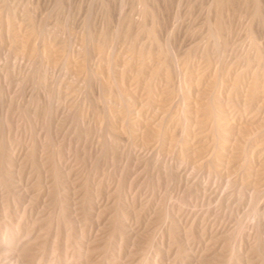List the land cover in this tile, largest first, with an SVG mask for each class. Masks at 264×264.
<instances>
[{"label": "rangeland", "instance_id": "obj_1", "mask_svg": "<svg viewBox=\"0 0 264 264\" xmlns=\"http://www.w3.org/2000/svg\"><path fill=\"white\" fill-rule=\"evenodd\" d=\"M0 202L33 264H264V0H0Z\"/></svg>", "mask_w": 264, "mask_h": 264}, {"label": "bare ground", "instance_id": "obj_2", "mask_svg": "<svg viewBox=\"0 0 264 264\" xmlns=\"http://www.w3.org/2000/svg\"><path fill=\"white\" fill-rule=\"evenodd\" d=\"M217 19V18H216ZM219 20V19H218ZM215 21V20H214ZM209 22V21H208ZM220 24V23H219ZM218 25V24H217ZM214 26H215V23H214ZM214 28V27H213ZM216 28V27H215ZM222 31V30H221ZM225 34V33H224ZM220 41V40H219ZM217 45V44H216ZM214 46V45H213ZM218 53V52H217ZM220 57V56H219ZM215 113V112H214ZM234 136V135H233ZM218 145V144H217ZM45 172V171H44ZM231 189V188H230ZM232 190V189H231ZM70 191V190H69ZM67 198V197H66ZM71 199V198H70ZM72 201V200H71ZM1 203V202H0ZM34 206V205H33ZM128 206V205H127ZM132 210V209H131ZM2 211V210H1ZM133 212V211H132ZM29 216V215H28ZM18 218V217H17ZM30 220V219H29ZM35 220V219H34ZM8 223V222H7ZM126 224V223H125ZM190 225V224H189ZM188 225V226H189ZM174 226V225H173ZM25 227V226H24ZM176 227V226H175ZM220 227V226H219ZM4 228V227H3ZM98 228V227H97ZM146 228V227H145ZM227 228V227H226ZM25 229V228H24ZM26 232V231H25ZM128 232V231H127ZM214 232V231H213ZM16 233V232H15ZM11 235V234H10ZM20 235V234H19ZM42 235V234H41ZM102 235H103V233H102ZM14 236V235H13ZM13 236H12V239H11V236H3L2 238H1V240L5 243V244H7L9 247H7V250H8V252H9V256H7V254H6V256H2L1 254H0V264H33V263H35V262H37L38 263V261H39V259H38V256L39 255H37V253H36V249H31V248H29V247H27V246H25V245H23L22 243H20V242H16V243H14L13 242V240H15V239H13ZM101 236V235H100ZM37 237V236H36ZM20 238V237H19ZM17 239V238H16ZM91 239V238H90ZM19 241V240H18ZM93 241H95V240H93ZM203 241V240H202ZM23 242V241H22ZM66 242V241H65ZM91 242H92V240H91ZM119 242V241H118ZM38 243V242H37ZM67 243V242H66ZM36 244V243H35ZM49 244V243H48ZM169 244V243H168ZM38 245H39V243H38ZM42 245V244H41ZM62 245V244H61ZM85 245V244H84ZM50 246V245H49ZM66 247V246H65ZM85 247H86V245H85ZM84 246H83V248H85ZM1 248V247H0ZM53 248V247H52ZM80 248V247H79ZM90 248V247H89ZM89 248H88V250H89ZM173 249V248H172ZM238 249V248H237ZM4 250H6V249H4ZM56 250V249H55ZM62 250V249H61ZM70 250V249H69ZM81 250H83V249H81ZM86 250H87V247H86ZM53 251H54V249H53ZM48 252H49V250H48ZM83 252H84V250H83ZM63 253V252H62ZM77 253V252H76ZM81 253V252H80ZM115 253V252H114ZM69 253H67V255H68ZM83 253H81V255H82ZM94 254H95V252H94ZM192 254V253H191ZM67 255L65 256V257H67ZM69 256V255H68ZM92 256V255H91ZM95 257V256H94ZM48 258V257H47ZM83 257H81V259H82ZM87 258V259H86ZM38 260V261H37ZM41 260V259H40ZM47 260H49V259H47ZM46 260V261H47ZM85 261V262H84ZM49 262H50V260H49ZM82 262H84L85 264L86 263H90V262H92V259H90V258H88V257H84V259H83V261ZM81 263V262H80ZM92 263H94V262H92ZM92 263H90V264H92ZM123 263V262H122ZM59 264H61L60 262H59ZM83 264V263H82ZM124 264V263H123Z\"/></svg>", "mask_w": 264, "mask_h": 264}]
</instances>
